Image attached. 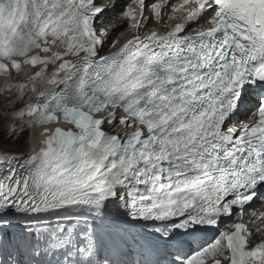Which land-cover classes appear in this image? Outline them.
<instances>
[{
    "label": "snow or ice",
    "instance_id": "obj_1",
    "mask_svg": "<svg viewBox=\"0 0 264 264\" xmlns=\"http://www.w3.org/2000/svg\"><path fill=\"white\" fill-rule=\"evenodd\" d=\"M117 3L0 0V264H264V0Z\"/></svg>",
    "mask_w": 264,
    "mask_h": 264
},
{
    "label": "bare ground",
    "instance_id": "obj_2",
    "mask_svg": "<svg viewBox=\"0 0 264 264\" xmlns=\"http://www.w3.org/2000/svg\"><path fill=\"white\" fill-rule=\"evenodd\" d=\"M111 2H112V0H103V3H106V4L111 3ZM117 6H118V3H117ZM116 8H117V7H116ZM145 14H146V15H151L150 10H147V9H146ZM114 19L122 20V19H120V18H118V17H115ZM114 19H111L110 21H112V20H114ZM170 23H171V20L166 21L165 23L157 24V22L153 19V20H151L150 23H149V29H150V28H153V27H155V28H163V27H167ZM126 24H127V23H126L125 21L120 22L117 28L120 29V28L123 27V29H125V28H127ZM128 28H130V27H128ZM108 30H109V28H108ZM130 31H131V28H130V30H128V31L126 32V34L129 33ZM108 32H109V31H108ZM114 32H115V31H114ZM114 32H113V33H114ZM113 33H112V34H113ZM112 34H111V32H109V34L106 36L107 40H106V42H105V46H108V45L111 46V42H112V41H119V42H121V41L124 39V36H123L121 39L116 40V38H115L114 35H112ZM106 44H107V45H106ZM32 69H33V68H32L31 66H26V67L23 69L22 72H20L19 74H17V75L14 76V79H15V80H23L24 78H26L28 75L31 74V72H29V71H27V70H32ZM1 78L5 80L4 77H1ZM2 83H3V82L0 81V88H1ZM50 86H51V85H44V86H43V89H44V90H47V88H50ZM2 94H3V93H2ZM39 142H40V141H39V134H38V132H37V131H33V133L30 134L29 145H31V144L34 145V144H35V146L38 147V146H39ZM0 149H1V148H0ZM2 149H3V148H2ZM29 150H30V148H29ZM10 152H12V151H10ZM14 152H16V151H14ZM21 152H22V151H21ZM23 152H24V151H23ZM259 201H260V200H257V202H259ZM253 206H254V205H253ZM248 209H249V208H246V209H245V213H244V218H243V219H244L245 221H247V224L249 225V228H251V230H252V235H251V237H250V245H249V246H252V245L258 243V242H259L260 240H262V238H263V237L261 236L260 239L256 240V239L259 237L260 232L255 231V228H256V227H261V226H263V227H262V230H263L262 233H263V232H264V219L256 220L255 224L250 223V221L254 220L255 217H253L252 213H247V212H248ZM261 209H264V208H261ZM232 218H233V216H232L231 218L224 217V218L222 219V222L220 223L219 227L217 228V230H220V229L227 230V229H228L227 226H228L229 224H226V225H223V226H222V224H223L224 222H228V221H230ZM239 220H240L239 217H236V221H239ZM204 234H205V236H207V237L211 235V233H209V231H208L207 233H204ZM202 235H203V234H202ZM255 240H256V241H255ZM254 241H255V242H254Z\"/></svg>",
    "mask_w": 264,
    "mask_h": 264
},
{
    "label": "rangeland",
    "instance_id": "obj_3",
    "mask_svg": "<svg viewBox=\"0 0 264 264\" xmlns=\"http://www.w3.org/2000/svg\"><path fill=\"white\" fill-rule=\"evenodd\" d=\"M109 17H113V16H111V15H109V13H107L106 17L104 18V20H105L104 26L107 29L109 28L108 31L111 32V34L115 31L112 35H114L116 40H119L126 34V32L128 30H130V28L127 27V28L123 29V27H122V28L118 29L117 27H118L119 23L123 22L124 20L114 19L112 21H106V20H109ZM4 96H5V94L0 95V111L3 110ZM12 123H13V121L10 117L8 119H5L3 121V123H0V135H6L4 133V129L7 128ZM30 133H31V128L28 131H26L23 135H18L17 138L13 139L11 142L3 144V146L0 147L1 148L0 152H3L4 150H9V151L19 152L20 154L26 153L30 147V145H29ZM263 206H264V201H260V202L256 203V205L252 209L248 210V212L249 213L255 212V213L259 214L258 210L261 208H264ZM262 212H264V210H262ZM236 217H238V215H233L234 220ZM239 222L247 223V221H244V220L243 221L239 220ZM262 227L263 226L260 227L261 228V231H259L260 235L256 240L260 239L261 236H264V233L262 234V231H263Z\"/></svg>",
    "mask_w": 264,
    "mask_h": 264
},
{
    "label": "clouds",
    "instance_id": "obj_4",
    "mask_svg": "<svg viewBox=\"0 0 264 264\" xmlns=\"http://www.w3.org/2000/svg\"><path fill=\"white\" fill-rule=\"evenodd\" d=\"M105 48V47H104ZM105 52H108L107 50L105 51ZM49 70H51V69H49ZM27 71H29V70H27ZM33 71H35V69L33 70ZM33 71H29V72H33ZM0 81H2V82H4L5 80L4 79H2L1 77H0ZM35 131H37L38 132V130H35ZM33 133V131H31V133L30 134H32ZM39 133V132H38ZM32 145V144H31ZM31 145H30V149H31ZM30 150H28L26 153H21V154H27L28 152H29ZM12 152H14V151H12ZM17 153H19V152H17Z\"/></svg>",
    "mask_w": 264,
    "mask_h": 264
}]
</instances>
